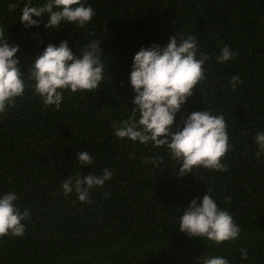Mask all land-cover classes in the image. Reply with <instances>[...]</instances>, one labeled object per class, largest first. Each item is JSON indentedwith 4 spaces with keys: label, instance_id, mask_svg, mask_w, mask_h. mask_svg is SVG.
I'll return each instance as SVG.
<instances>
[{
    "label": "trees",
    "instance_id": "1",
    "mask_svg": "<svg viewBox=\"0 0 264 264\" xmlns=\"http://www.w3.org/2000/svg\"><path fill=\"white\" fill-rule=\"evenodd\" d=\"M28 2L0 0V28L19 47L26 85L0 114V196L14 192L20 210L31 213L22 221L23 236L0 237V264H203L217 256L229 264H264V153L257 155L255 139L264 132V0H82L95 12L91 22L62 24L59 31L46 28V18L26 29L20 17ZM43 2L32 0L33 6ZM11 3L18 7L9 12ZM177 33L195 36L198 58L209 60L172 131L193 112L224 116L226 172L199 167L180 178L174 175L180 164L166 146L114 135V124L134 108L135 54L164 47ZM65 40L77 55L82 45L99 41L104 79L95 90L64 91L57 110L34 93L27 72L48 44ZM224 47L234 58L221 63ZM232 77L243 82L235 90ZM80 151L90 152L92 165L77 161ZM153 157L158 166L143 162ZM104 169L112 178L89 190L91 203L80 202L75 191L64 195L69 175H103ZM208 189L240 227L236 240L215 244L179 232L184 208L193 199L202 202Z\"/></svg>",
    "mask_w": 264,
    "mask_h": 264
},
{
    "label": "clouds",
    "instance_id": "2",
    "mask_svg": "<svg viewBox=\"0 0 264 264\" xmlns=\"http://www.w3.org/2000/svg\"><path fill=\"white\" fill-rule=\"evenodd\" d=\"M18 5L11 3L8 11L12 12ZM95 16L92 7L85 6L82 0H44L33 6L29 0L22 8L20 22L27 28L39 27L44 18V25L49 30L59 31L62 24H76L83 28ZM34 17L41 18L39 21ZM59 29V30H57ZM0 114L14 106L16 98L24 94L26 85L24 72L17 59L19 47L5 40L4 29L0 28ZM101 43L96 40L82 45L80 53L74 54L67 40L59 46L48 44L41 55L33 59L27 72L28 80L34 81L33 91L43 99L45 106L55 105L57 110L63 100V92L70 90L91 91L97 89L104 79V64L101 60ZM105 53V52H104ZM197 40L195 36L186 38L177 33L169 38L166 46L152 45L142 47L134 56L130 83L136 93L132 100L133 110L127 120L119 126L114 124V135L118 138H129L154 147L166 146L173 159L180 164L178 175L183 178L192 173L193 168L203 167L215 171H228L223 158L230 151L227 124L224 116H216L208 110L191 113L183 121V127L172 131L177 113L186 104L193 90L205 79L204 65L209 60L207 54L198 58ZM234 58L229 47H224L218 62H227ZM232 87L243 83L239 77H232ZM138 114V119H137ZM259 156L264 153V132L256 134ZM77 161L81 165H92L90 152L80 151ZM157 165L161 162L157 157L151 161ZM112 172L104 169L103 175L89 173L87 176H71L62 183L65 196L75 191L80 202L91 203L89 190L103 187L111 180ZM202 202L193 199L184 208L180 217L179 232L189 238L207 239L215 244L234 241L239 237L240 227L233 216L218 207L208 189ZM18 197L14 192L0 196V237L12 235L21 237L25 233L22 221L31 213L21 211L15 203ZM230 198L225 202L228 203ZM242 257L248 259L247 249H240ZM203 264H229L223 257H208Z\"/></svg>",
    "mask_w": 264,
    "mask_h": 264
}]
</instances>
